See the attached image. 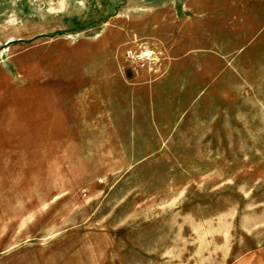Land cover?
<instances>
[{
	"label": "rangeland",
	"instance_id": "obj_1",
	"mask_svg": "<svg viewBox=\"0 0 264 264\" xmlns=\"http://www.w3.org/2000/svg\"><path fill=\"white\" fill-rule=\"evenodd\" d=\"M24 2L0 0V264H264V0Z\"/></svg>",
	"mask_w": 264,
	"mask_h": 264
},
{
	"label": "crops",
	"instance_id": "obj_2",
	"mask_svg": "<svg viewBox=\"0 0 264 264\" xmlns=\"http://www.w3.org/2000/svg\"><path fill=\"white\" fill-rule=\"evenodd\" d=\"M36 1H38V0H25L24 5H23V9L26 10V9H29V7H30V8H35V7H37V6H38V3H37ZM20 16H21V18L23 17V20H24L25 22H27L28 18H30V14H27L26 12H23V14L20 15ZM28 22H29V21H28ZM21 31H25V30L22 29ZM36 31H37V30H36L35 27L29 29V32H36Z\"/></svg>",
	"mask_w": 264,
	"mask_h": 264
},
{
	"label": "built area",
	"instance_id": "obj_3",
	"mask_svg": "<svg viewBox=\"0 0 264 264\" xmlns=\"http://www.w3.org/2000/svg\"><path fill=\"white\" fill-rule=\"evenodd\" d=\"M151 55V54H150Z\"/></svg>",
	"mask_w": 264,
	"mask_h": 264
}]
</instances>
